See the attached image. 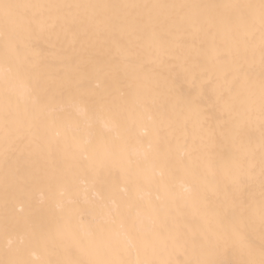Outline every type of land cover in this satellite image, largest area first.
<instances>
[{"label":"bare ground","instance_id":"6f19581e","mask_svg":"<svg viewBox=\"0 0 264 264\" xmlns=\"http://www.w3.org/2000/svg\"><path fill=\"white\" fill-rule=\"evenodd\" d=\"M7 2L52 7L31 10L38 22L20 28L18 51L6 49L0 30V261L86 262L93 257L79 246L91 234L98 245L117 246L125 264H180L190 256L173 241L210 226L227 229L228 220L219 223L226 207L237 216L249 207L256 213L246 230L254 255L220 246L203 258L259 261L264 128L258 113L245 121L239 151L229 146L214 153L228 164L222 170L210 164L201 117L191 111L178 120L168 103L169 89L195 95L189 82L175 83L186 63L210 68L222 89L237 78L233 73L225 80L230 65L218 59L225 51L242 58L243 44L219 22L235 10L160 6L260 0ZM102 5L111 7H86ZM208 17L214 26L204 23ZM254 46L249 63L258 86V33ZM141 81L158 82L159 90L146 96ZM236 87L243 93L250 85L241 77ZM5 111L15 121L7 141ZM38 111L43 115L34 118ZM249 154L256 161L254 178L226 194L230 176L245 172ZM241 192L244 209L236 208ZM147 233L156 237L149 246L140 239Z\"/></svg>","mask_w":264,"mask_h":264},{"label":"snow or ice","instance_id":"6c2138e0","mask_svg":"<svg viewBox=\"0 0 264 264\" xmlns=\"http://www.w3.org/2000/svg\"><path fill=\"white\" fill-rule=\"evenodd\" d=\"M52 7L33 4L10 3L7 0H0V30L5 36L6 49L18 51L19 30L21 27H32L38 22V16L31 10ZM67 8L85 7L81 5H65ZM86 7H111L108 5L102 6H86ZM147 7V6H145ZM160 7H179L181 9H197L202 7H217L229 10H235V15H223L219 18V22L231 26L232 36L235 40L243 44V55L240 60H236V53L225 51L218 57L230 65V71L224 74L225 80L233 73L237 74V78L232 82L231 86L222 89L218 86L217 79L209 75L210 68L198 69L195 65L185 64L181 72L177 73L175 83H180L181 80L189 82L191 92L194 96L187 97L180 95L178 89L168 90V103L172 106V111L175 113L178 120L184 118L187 113L195 111L200 120V130L203 132L207 129V147L210 154V164L222 170L228 167L227 162H220L214 158V153L221 149H227L231 146L236 151L242 143L241 137L244 131V123L250 120L257 113L264 128V0H260L256 4H228V5H179V6H160ZM217 21L211 17L205 18L204 23L209 26H214ZM259 36V60L260 74L258 86L255 84L254 74L251 72L250 58L254 59L257 54V49L254 44ZM243 78L250 87L246 92H239L236 84L239 78ZM143 94L151 96L159 90L158 82H144ZM258 87V91H257ZM34 103H39L37 97ZM42 112H36L34 118H40ZM188 120L184 119L185 127ZM15 123L13 115L5 111L4 113V133L6 141L14 135L13 124ZM256 161L253 155L249 154L247 158V167L245 172L233 174L230 176V183L225 185L224 191L227 194L233 187L238 190L245 183V179L252 180L255 176ZM259 181L261 188V204L259 210V226L261 233L264 234V134L261 137L260 159H259ZM243 192L240 193L239 199L241 203L236 205V208L244 209V204L247 203L243 198ZM253 194L248 193V199H253ZM232 213L229 215V213ZM256 213L249 207L244 209L238 216L235 215L233 209L225 208L224 216L221 217L219 223L223 224L224 220H228L229 227L221 229L212 227L205 229L203 232L191 231L179 241L183 250L189 254L190 258L180 262V264H234L232 261H222L216 259L203 258L204 253L208 249L223 246L224 250H237L241 254L248 257L254 255V250L251 247L246 230L254 226ZM142 242L149 246L156 237L152 233H147L140 237ZM80 251L90 254L93 258L86 262L80 261L76 264H125V261L119 259V248L111 243L96 244L91 237L87 241L81 242ZM0 264L4 262L0 261ZM9 264H23L20 261H11ZM59 264V262H57ZM146 264H155L149 261ZM160 264H172V262L162 261ZM239 264H264V245L261 247L259 261L255 259H244Z\"/></svg>","mask_w":264,"mask_h":264}]
</instances>
